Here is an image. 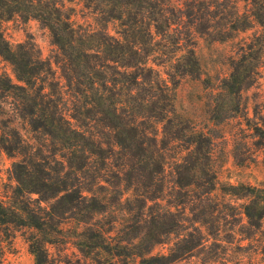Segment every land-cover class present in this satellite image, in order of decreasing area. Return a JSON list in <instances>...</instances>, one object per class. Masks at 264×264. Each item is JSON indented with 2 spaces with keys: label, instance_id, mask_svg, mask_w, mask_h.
<instances>
[{
  "label": "trees",
  "instance_id": "1",
  "mask_svg": "<svg viewBox=\"0 0 264 264\" xmlns=\"http://www.w3.org/2000/svg\"><path fill=\"white\" fill-rule=\"evenodd\" d=\"M73 1L90 21L74 19ZM15 16L36 20L53 45L44 58L31 39L12 45L0 29V57L16 79L0 70L1 96L9 117L38 135L0 125V148L13 159L0 226L28 230L35 264H55L49 246L67 238L87 264H180L200 254L206 264L212 247L236 235L239 244L257 239L264 186L221 185L245 199L239 207L216 198L218 129L184 118L174 90L183 77L201 78L195 35L224 41L256 24L228 74L206 84L208 120L243 115L253 143L264 145V120L250 124L242 100L264 66V0H0V22ZM165 65L163 77L155 66ZM157 245L168 248L152 253Z\"/></svg>",
  "mask_w": 264,
  "mask_h": 264
},
{
  "label": "rangeland",
  "instance_id": "2",
  "mask_svg": "<svg viewBox=\"0 0 264 264\" xmlns=\"http://www.w3.org/2000/svg\"><path fill=\"white\" fill-rule=\"evenodd\" d=\"M68 2H66L67 4ZM76 12L74 19L78 22H84L81 17L80 3L73 1L71 4ZM240 10H243V2L239 1ZM6 39L16 45L26 39H31L40 50L42 57L49 58L52 55L53 45L45 28L36 20L30 19L21 21L17 16L10 20L0 22ZM114 25L110 23L108 30L114 33ZM259 26L254 24L250 29L238 32L235 37L224 40H207L195 35V51L200 61L201 78L183 77L175 88L176 108L178 112L189 122L201 129L203 127L218 129V137L215 139L214 157L217 171L218 184L214 191L219 201L228 202L235 207H239L245 201L244 198L224 194L220 186L223 184H250L254 186H264V145L254 144L256 137L253 136L251 128L246 124L244 116H236L223 121L219 125L211 123L208 110L210 108L212 88L216 87L221 77L228 74L229 58L235 55L237 46L242 41L248 39L253 32L259 30ZM163 77H166V69L163 66H155ZM0 70L5 72L15 82V76L11 65L0 57ZM208 79V82H204ZM210 83V87L206 84ZM242 100L245 104V115L253 122L261 123L264 120V66L259 68L255 83L242 92ZM9 99L3 98L0 93V103L4 112L0 114V125L12 122L20 134L26 138H38V135L32 132L26 122L19 118H12L11 110L8 106ZM259 117H261V122ZM173 151H168L167 165H171V156ZM13 159L10 158L0 148V197L6 195L10 185H13L10 169ZM166 179H171L169 167L166 168ZM239 209V208H238ZM243 215L238 216V220ZM67 233L73 231L71 225L68 226ZM28 230L25 228L9 225L4 228L0 226V264H35L34 257L29 250L27 242ZM236 235L232 244H223L222 247L214 246V257L211 261L206 259V264H264V255L260 249L264 245V217L262 219V230L257 233V239L242 240L239 244ZM168 245H157L152 253L165 252ZM49 253L55 264H87L90 263V256H86L71 243L67 238L63 243L49 246ZM102 256V255H101ZM207 257V256H206ZM204 255L190 257L181 261L180 264H203ZM114 264H124L122 260L114 258ZM133 260H128V264H133Z\"/></svg>",
  "mask_w": 264,
  "mask_h": 264
}]
</instances>
